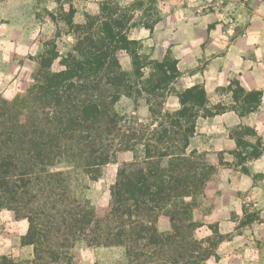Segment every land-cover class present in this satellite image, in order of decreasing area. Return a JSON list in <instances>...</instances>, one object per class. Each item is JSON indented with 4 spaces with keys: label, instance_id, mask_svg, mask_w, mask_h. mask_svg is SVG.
Returning a JSON list of instances; mask_svg holds the SVG:
<instances>
[{
    "label": "trees",
    "instance_id": "obj_1",
    "mask_svg": "<svg viewBox=\"0 0 264 264\" xmlns=\"http://www.w3.org/2000/svg\"><path fill=\"white\" fill-rule=\"evenodd\" d=\"M108 16L100 34L80 38L61 55L56 70L60 54L51 43L37 82L12 100L0 97V209L28 219L24 244L34 246L31 259L2 255L0 264H77L80 243L122 246L129 264H204L211 255V238L195 237L191 212L198 196L208 193L214 168L187 151L206 92L186 90L180 110L154 108L152 121L127 117L117 104L123 95L135 96L133 75L120 55L137 53L139 43L123 32L130 18ZM141 65L136 60L139 78ZM155 67L146 84L158 96L156 89L170 83L177 68L173 62ZM127 151L135 156L119 166L104 213L74 195L69 173L57 169L67 164L97 181ZM164 214L172 221L170 232L159 228Z\"/></svg>",
    "mask_w": 264,
    "mask_h": 264
},
{
    "label": "crops",
    "instance_id": "obj_2",
    "mask_svg": "<svg viewBox=\"0 0 264 264\" xmlns=\"http://www.w3.org/2000/svg\"><path fill=\"white\" fill-rule=\"evenodd\" d=\"M113 8L136 9L123 32L139 51L121 53V63L128 64L123 68L135 75L136 60L142 61L136 88L142 94L134 100L123 95L118 108L130 100L131 110L147 122L155 104L174 113L186 90L206 92L187 149L214 168L208 190L216 191V207L203 226L220 222L230 232L231 216L244 206L264 214V0H0V97L12 100L27 91L53 42L60 54L56 70L80 38L98 34ZM156 62L177 68L176 77L156 89L158 96L146 84ZM205 197L210 208L209 193ZM158 225L172 230L168 215ZM256 234L264 240V220Z\"/></svg>",
    "mask_w": 264,
    "mask_h": 264
},
{
    "label": "rangeland",
    "instance_id": "obj_3",
    "mask_svg": "<svg viewBox=\"0 0 264 264\" xmlns=\"http://www.w3.org/2000/svg\"><path fill=\"white\" fill-rule=\"evenodd\" d=\"M107 10L106 12H113L114 17H120L127 21L133 16L130 11L136 9L113 8ZM109 13H106L104 18L109 17ZM100 32L101 29L98 34H100ZM52 44H54V42ZM138 47L139 45H136V48ZM122 65L127 69V63H122ZM38 73L31 78L30 85L37 82L39 79ZM139 82L140 78L136 77V75L131 77L130 83L133 85L132 91H134V94L137 93H135V91L136 88L139 87ZM126 97L129 96L126 95ZM134 97L135 96L129 98H133L134 100ZM137 102H135L134 105H138ZM130 103V100H126L123 107L121 106L119 109L126 114L127 117L140 121L138 115L131 110L133 106H130ZM118 105H121L120 101ZM155 106V108L159 109L156 104ZM134 156L135 153L133 151L121 153L118 157V161L112 162L104 168L102 176L97 181L90 180L88 176L81 171L74 172L70 170L67 164H60L57 169L58 171H66V173H69V176H67V183L70 190L74 192V195L82 199H89L97 206L100 213H104L109 205L110 187L117 178L119 166L122 162L133 159ZM203 161L208 163L206 159H203ZM212 175L213 172L210 175L211 178ZM215 192L214 190H208L210 202L212 203L210 208H205L204 204L207 202L206 197L201 194L198 196L191 212L192 219L198 225L195 231V237L200 241L205 240L207 237L211 238V255L204 264H264V240L258 238L256 234L258 225L264 220V214H262L261 210H251L250 207L244 206V212L233 214L231 216V221L228 224L224 223L229 226L231 229L230 232H223L224 229L222 231L220 222L206 224L210 226V229L207 226H203V219L205 216L209 212L212 213L214 207H216L212 197ZM29 224L27 218L17 217L14 211L7 208L0 209V256L8 255L18 262L27 261L32 258L34 246L27 245L23 247L22 243L24 244V237L26 235H23L21 242L19 239L22 232L26 231L25 234H27ZM248 233L253 234L248 237ZM76 252L79 258L77 264H129L125 248L122 246L91 247L84 243H80L76 248Z\"/></svg>",
    "mask_w": 264,
    "mask_h": 264
}]
</instances>
